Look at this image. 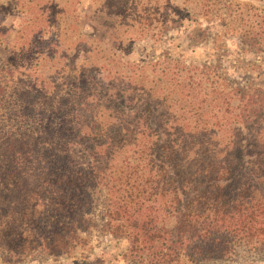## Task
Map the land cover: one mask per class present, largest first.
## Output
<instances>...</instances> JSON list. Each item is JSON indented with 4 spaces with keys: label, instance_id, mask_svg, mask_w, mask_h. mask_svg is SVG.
Returning <instances> with one entry per match:
<instances>
[{
    "label": "trees",
    "instance_id": "16d2710c",
    "mask_svg": "<svg viewBox=\"0 0 264 264\" xmlns=\"http://www.w3.org/2000/svg\"><path fill=\"white\" fill-rule=\"evenodd\" d=\"M112 1L109 46L77 16L58 31L52 6L0 29V256H71L101 230L126 240L130 264L264 260V87L165 55L122 62L125 38L177 20ZM70 53L79 70L62 64ZM41 58L69 73L60 89Z\"/></svg>",
    "mask_w": 264,
    "mask_h": 264
},
{
    "label": "rangeland",
    "instance_id": "374dc122",
    "mask_svg": "<svg viewBox=\"0 0 264 264\" xmlns=\"http://www.w3.org/2000/svg\"><path fill=\"white\" fill-rule=\"evenodd\" d=\"M140 1L149 7L147 0ZM209 1L211 13L207 12L208 4L207 7L203 5L204 0H151L149 3L158 5L157 16L152 15V19L169 11L177 21L163 29V25H157L153 20L149 28L146 26L142 36L130 42L125 38L123 41L126 43V49L120 53L121 61L138 62L165 55L177 58L185 65H213L219 71L224 70L227 73L232 85L237 83L264 87V0ZM90 3L91 0H0V29L4 33L10 29L15 31L29 17H38L52 6L54 16H61L63 21L58 31L63 30L64 33L73 16H77L80 30L84 35L92 33L95 26L99 32H104L102 44L109 46L112 39L114 40V37L110 36L109 28L110 14L114 12L113 1L96 0L93 5ZM206 14L212 16L207 18L204 16ZM149 16L150 14L146 13L145 17L149 19ZM224 19L231 23H228L230 28L227 33L223 30ZM115 34L119 35V32ZM38 62L41 63L40 75L45 78L51 77V81H58L60 89L65 82L64 77L69 76V73L63 75L58 70L60 65L49 64L50 62L44 61L43 58L38 59ZM61 62L68 70L69 66L79 70L83 64V57L80 53H70ZM104 73L107 74L105 69ZM126 247L125 239L96 230L92 232L87 247L71 256L25 257L13 263L4 261L0 256V264H72L75 259H81L82 255L92 263L130 264L122 257ZM257 256L255 252L238 250V253L231 255L227 262L264 264V260L258 259Z\"/></svg>",
    "mask_w": 264,
    "mask_h": 264
}]
</instances>
